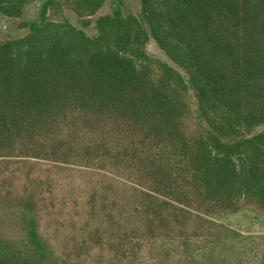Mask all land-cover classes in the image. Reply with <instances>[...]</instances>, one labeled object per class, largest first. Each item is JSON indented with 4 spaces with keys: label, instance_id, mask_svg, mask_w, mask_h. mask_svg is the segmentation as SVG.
<instances>
[{
    "label": "trees",
    "instance_id": "16d2710c",
    "mask_svg": "<svg viewBox=\"0 0 264 264\" xmlns=\"http://www.w3.org/2000/svg\"><path fill=\"white\" fill-rule=\"evenodd\" d=\"M21 25L0 264H264V0H44Z\"/></svg>",
    "mask_w": 264,
    "mask_h": 264
},
{
    "label": "rangeland",
    "instance_id": "374dc122",
    "mask_svg": "<svg viewBox=\"0 0 264 264\" xmlns=\"http://www.w3.org/2000/svg\"><path fill=\"white\" fill-rule=\"evenodd\" d=\"M44 0H32L26 7L24 15L22 19H7L0 15V34L6 37H20L27 33L28 29L21 25L22 21H30L37 19L39 16V9ZM110 11L109 3H105L101 9L90 18L91 24L87 28H84V31L88 35H92L94 33L93 22L95 18L99 15L106 14ZM64 16L71 22L72 24L79 26L80 20L70 11L64 10ZM146 49L164 60H167L166 56L163 54L161 50H159L152 40L146 45Z\"/></svg>",
    "mask_w": 264,
    "mask_h": 264
}]
</instances>
